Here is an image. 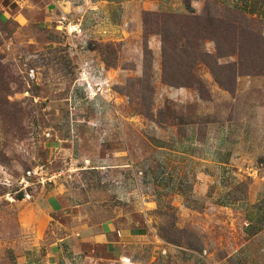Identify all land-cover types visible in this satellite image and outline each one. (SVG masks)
Instances as JSON below:
<instances>
[{
  "label": "rangeland",
  "instance_id": "obj_1",
  "mask_svg": "<svg viewBox=\"0 0 264 264\" xmlns=\"http://www.w3.org/2000/svg\"><path fill=\"white\" fill-rule=\"evenodd\" d=\"M151 1L0 0V264H18L25 247L17 207L47 196L145 226L166 264H207L242 242V225L208 192L177 196L154 179L165 152L156 133L178 110L154 90L149 41L160 40L163 82L201 79L197 69L233 89L238 72L264 74V23L211 1L197 10L183 0L184 12ZM91 248L90 264H150L155 253Z\"/></svg>",
  "mask_w": 264,
  "mask_h": 264
},
{
  "label": "crops",
  "instance_id": "obj_2",
  "mask_svg": "<svg viewBox=\"0 0 264 264\" xmlns=\"http://www.w3.org/2000/svg\"><path fill=\"white\" fill-rule=\"evenodd\" d=\"M206 1L264 23V0H191L190 6L199 10ZM151 2L160 11L184 12L186 8L183 0L167 6L164 0ZM149 43H154L151 47L160 61L154 90L165 100H173L178 110L172 122L161 124L156 133L165 149L156 183L177 196L200 197L208 192V204L229 210L242 225V242L221 259L206 258L207 264H264V74L240 73L229 89L196 69L207 85L209 97L204 98L197 88L163 82L158 36L153 35ZM66 204L47 196L17 207L18 229L25 241L18 264H90L96 259L91 247L98 244L106 245L117 259L147 250L155 252L150 264L157 258L159 264H166L167 249L157 250L160 245L145 226L130 227V221L120 223L117 218L96 220L92 211L83 213L82 207ZM59 210L67 216L65 221L56 220ZM199 263L196 256L179 260V264Z\"/></svg>",
  "mask_w": 264,
  "mask_h": 264
},
{
  "label": "trees",
  "instance_id": "obj_3",
  "mask_svg": "<svg viewBox=\"0 0 264 264\" xmlns=\"http://www.w3.org/2000/svg\"><path fill=\"white\" fill-rule=\"evenodd\" d=\"M190 3H191V0H188L186 2L187 5L190 6ZM221 57V56H220ZM239 74H244V73H252V74H255L254 72H238ZM256 74H259V73H256ZM183 86H189V87H194V88H197L200 92V95L204 98H208V90L204 84V82L199 79V78H196L194 75H191V81L189 80H185L183 83H182ZM231 89V88H229ZM204 90V91H203ZM205 92V94H203Z\"/></svg>",
  "mask_w": 264,
  "mask_h": 264
}]
</instances>
